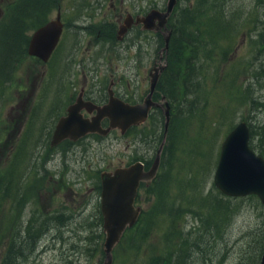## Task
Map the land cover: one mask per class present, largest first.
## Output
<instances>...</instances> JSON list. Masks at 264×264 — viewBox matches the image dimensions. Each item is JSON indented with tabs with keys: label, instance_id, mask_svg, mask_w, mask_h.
Returning a JSON list of instances; mask_svg holds the SVG:
<instances>
[{
	"label": "rangeland",
	"instance_id": "obj_1",
	"mask_svg": "<svg viewBox=\"0 0 264 264\" xmlns=\"http://www.w3.org/2000/svg\"><path fill=\"white\" fill-rule=\"evenodd\" d=\"M3 1L7 11L0 18V61L5 71H0V79L11 73L7 54L11 38L5 35L15 30L9 24L1 27L13 0ZM60 1L68 27L59 50L47 65L24 57L22 67L38 71H12L8 89L0 91V119L6 116L13 132L21 131L17 137L0 139V264L12 236L22 232L29 220L42 236L12 264H102L99 175L135 161L150 167L162 141L159 136L152 143L151 137L153 124L160 123L163 130L158 113L144 132L89 136L50 149L49 133L67 105L64 79H73L80 71H98L106 74L101 90L106 93L112 73L118 81L115 91L131 98L148 92L142 79H147L159 57L166 63L161 35L133 28L119 40L118 30L127 14L162 11L167 0ZM202 1L178 0L171 27L175 17L181 18L180 9ZM208 1L209 5H200L202 18L209 11H224L234 29L213 43V60L203 61L201 71H196L191 96L182 103L172 102L171 136L158 177L148 187L141 185L135 205L142 215L113 250L112 264H174L178 255L183 257L181 264H260L264 204L256 196L223 195L214 186L213 175L224 138L241 121L252 131L250 148L264 159V74L257 71L264 67L259 43L264 0ZM55 16L56 9L47 21ZM32 24L25 30L28 39L36 29ZM229 29L225 26L224 31ZM19 83L25 85L20 92L11 88ZM162 95L157 89L155 100ZM57 216H62L59 222L50 220Z\"/></svg>",
	"mask_w": 264,
	"mask_h": 264
},
{
	"label": "water",
	"instance_id": "obj_2",
	"mask_svg": "<svg viewBox=\"0 0 264 264\" xmlns=\"http://www.w3.org/2000/svg\"><path fill=\"white\" fill-rule=\"evenodd\" d=\"M178 0H167L164 11L151 9L145 16L133 18L128 15L119 26V40L127 33L132 24L141 25L143 31L160 33L164 47L161 52L167 54L171 31L168 20ZM63 24L60 14L36 29L30 36L27 53L47 63L56 48ZM155 62L149 72L148 94L142 103L131 105L113 96L109 91L108 102L96 106L91 102L84 103L78 98L60 118L51 134L50 147L54 148L65 140L77 142L88 135L108 136L112 131L124 135L129 129L144 124L150 111L157 108L164 119L163 139L156 151L152 165L145 170L141 162H134L125 167H117L112 171H103L100 179V213L102 232L104 234L102 264H112V252L120 243L126 230L133 228L141 214V208L135 206V200L141 184L148 186L156 177L161 154L166 144L170 124V105L165 96L159 102L153 101L160 76L166 64ZM88 114L95 113L91 118H84L82 110ZM107 121V127L102 124ZM250 131L245 121L239 122L226 135L221 147L218 162L213 175L214 186L225 196L231 198L256 196L264 204V159L250 148ZM264 264V248L260 260Z\"/></svg>",
	"mask_w": 264,
	"mask_h": 264
},
{
	"label": "trees",
	"instance_id": "obj_3",
	"mask_svg": "<svg viewBox=\"0 0 264 264\" xmlns=\"http://www.w3.org/2000/svg\"><path fill=\"white\" fill-rule=\"evenodd\" d=\"M209 2L210 1L208 0H204L200 3H193L191 6H186L185 8L180 9L182 10L181 18L177 20L175 17V22L171 27V20L179 10L177 4L172 16L169 19L168 27L171 31V37L169 40L168 51L165 55L166 68L164 70V75L159 80L156 88V91L158 89L163 93L162 96H165L171 107L170 124L166 137V143L167 138L169 139L171 136L170 126L173 116L172 102L178 101L182 103L191 96L189 86H191L190 82L194 81L196 78V71H201L203 61H208V59L209 61L213 60L212 53H214V51H211L213 43L218 44L219 39L226 35L227 32L234 29L233 20H230L229 16L224 11L219 10L224 16L228 17V19L222 14H217L216 12L213 13L212 11L207 12V16L202 18L201 15L203 13V9L200 5L206 6L209 5ZM59 4L60 0H13L10 2L8 6V15L5 19L7 22L5 21L1 26L3 27L4 25L9 24L11 28H15L14 31L5 35L6 39L8 35L11 38L10 43L8 44L9 47L12 49L17 48L15 50H19V48L23 47L22 52H24L28 43V37H26L25 30L29 28V23H33L34 25L32 24V26L34 28L42 26L47 22L50 12L57 9ZM198 5L199 9L196 11ZM225 26H229L230 29L224 31ZM6 39H3V42H5ZM259 43L262 49H264V29L259 34ZM12 51L14 50H9V52ZM221 52L226 55L228 51ZM257 71H262L264 74V67H261ZM192 91L195 92L194 90ZM158 113L161 112L158 110L153 111L145 126L141 127L137 131L144 132L143 129L146 128L149 121ZM133 130L134 129H131V132ZM163 132L164 125L163 130H161L160 123H155V125L153 124L151 126V137L153 138L152 143L154 140L156 141L159 136L163 139ZM250 133L252 134V131H250ZM92 136L99 137L97 135ZM149 144H151V140ZM195 145H199V141H196ZM157 177L158 175L155 180ZM1 197L2 196H0V209L1 203H3ZM216 209L217 214H220L221 208L217 206ZM141 215L142 213L140 216ZM61 218L62 216H57L50 218V220L59 222ZM131 229L126 230L125 233ZM37 236H42V233L38 228H33V224L31 220H29V224H27L22 232L15 233V235L12 236L9 244H7L5 257L1 264H12L14 263L15 256L20 257V254L24 253V251L28 249L32 250L36 244ZM182 261L183 257L178 255L174 264H181Z\"/></svg>",
	"mask_w": 264,
	"mask_h": 264
},
{
	"label": "flooded vegetation",
	"instance_id": "obj_4",
	"mask_svg": "<svg viewBox=\"0 0 264 264\" xmlns=\"http://www.w3.org/2000/svg\"><path fill=\"white\" fill-rule=\"evenodd\" d=\"M113 1V0H112ZM2 2H4L3 0H0V18L4 15V17L6 16V11H7V9L4 7V6H2ZM61 4H62V1H60V4H59V6L57 7V9H56V16H57V13H59L60 14V19H61V22H62V24H63V29H62V34H61V37H60V40H59V42H58V44H57V46H56V48L54 49V51L52 52V54H51V56H50V58H49V60H48V62L47 63H43V62H41L38 58H36V57H31V56H29L28 55V53H27V47H28V43H27V46H26V50L24 51V52H22V50H23V47L22 48H19V50H15V49H17V48H15V49H12V50H14V51H12V52H8L7 54L10 56V60H11V63H10V69H9V71H11V73H10V75L9 76H6V77H4V78H1L0 79V86H1V90L0 91H2V93L1 94H4V91H6V89H8V85H9V82H11L12 80V78L14 77V75H13V73H12V71H38V67H26V68H24V67H22V59L25 57V58H28V59H30L31 60V63H34V64H36V65H39V64H41V63H43L44 65H47L49 62H50V60L55 56V54L57 53V51L59 50V47H60V44H61V40H62V38H63V35H64V33L66 32V27H68V24L66 25V22L63 20V11H62V9H61ZM5 5H7V4H5ZM7 7V6H6ZM151 10V9H150ZM149 10V11H150ZM164 10V9H163ZM148 11V12H149ZM70 12V11H69ZM147 14V12H146V10H141V11H136L135 12V14L134 15H132V14H127V16L128 15H131L133 18H136V17H143V16H145ZM56 16H55V18H56ZM126 16V17H127ZM125 20V19H124ZM6 21V20H5ZM4 21V22H5ZM50 20H48L47 22H49ZM3 22V23H4ZM7 22V21H6ZM46 22V23H47ZM124 22V21H123ZM123 22H122V24H123ZM45 24V23H44ZM43 24V25H44ZM121 24V25H122ZM90 25H92V23H90ZM120 25V26H121ZM76 25H74V27H75ZM83 27H85V26H83ZM39 28V27H38ZM38 28H36V29H38ZM133 28H136V29H138L141 33H145V32H148V31H143L142 30V28H141V25H135V24H132L131 25V27L128 29V31H127V33L120 39V40H122L130 31H132L133 30ZM35 29V30H36ZM34 30V31H35ZM30 39V38H29ZM29 39H28V42H29ZM24 49H25V47H24ZM3 63V62H2ZM1 63V61H0V71H5V66H3V64ZM5 64V63H4ZM8 65V64H7ZM150 72V71H149ZM149 72H148V77H147V79L146 78H143L142 79V85H144L145 83L147 84L148 83V88H149ZM76 75H78V76H81V79H79L78 77H76ZM103 75H106V74H102V73H100V72H98V71H80L79 73H77V74H74V78L73 79H69V78H66V79H64L63 80V83H62V86H63V88H64V90H63V97H64V104L66 105V107H64L63 109H62V111L59 113V116H58V118H57V120H56V122H55V124H54V126H53V128H52V130H51V132L49 133V141H50V137H51V134H52V132H53V129H54V127H55V125H56V123H57V121L60 119V118H62V117H64L65 115H66V110H67V108L70 106V105H72V104H74L75 103V101L78 99V98H80V100H82L84 103H87V102H91V103H93L94 105H96V106H102V105H104L105 103H107L108 102V99H109V91L111 90L112 92H113V96L114 97H116V98H118V99H120V100H122V101H124V102H126V103H129V104H131V105H135V104H139V103H142V101H143V99L145 98V96H147V94H148V92L146 93V94H143V95H139V96H133V97H127V96H121V94H120V92L119 91H115V88H116V85H117V83H118V81H116L115 79H114V77H113V74L111 73V74H109V76H108V78H109V82H108V86H107V88H106V93H104V92H101V90H103L104 89V87H105V80L106 79H104L103 78ZM164 75V71H163V73L161 74V76H160V79L162 78V76ZM35 85V84H34ZM34 85H33V87H34ZM55 85V84H54ZM25 85L24 84H22V83H19V84H17V85H15V86H11V88L13 87V88H17L16 89V91L17 92H20L21 91V89L24 87ZM71 88L72 87V90L71 89H67V88ZM153 101H155V102H159V101H156L155 100V94L153 95ZM155 110H158V111H160L159 109H157V108H153L151 111H150V113H149V115H148V118H147V120H146V122L144 123V124H142L141 126H138V127H133V128H131V129H134L133 131H136V130H138V129H140L141 127H143V126H145V124L147 123V121L149 120V117H150V115L152 114V112L153 111H155ZM22 111V113H23V109H21L20 108V112ZM161 112V111H160ZM22 113H21V115H22ZM94 114L95 113H92V114H88L87 113V111L86 110H82L81 111V115L84 117V118H91L92 116H94ZM21 115H20V118H21ZM170 115H171V107H170ZM7 118H6V116H5V118L3 119V120H1L0 119V139L1 140H5V139H7L9 136H12L13 137V135L15 134V137H17L19 134H20V132L18 133V132H16V133H14L13 132V128H14V126H12V124L8 121V120H6ZM18 119V118H17ZM16 124H19L18 122H15V124L14 125H16ZM21 124H22V128H23V125H24V122L22 121L21 122ZM107 124H108V122L107 121H104L103 122V124H102V126L105 128V127H107ZM131 129H129L124 135H128L129 133H131ZM22 130V129H21ZM111 133H119V135H121L120 134V132L119 131H112ZM110 133V134H111ZM109 134V135H110ZM108 135V136H109ZM124 135H121V136H124ZM89 137V136H88ZM64 142H70V141H64ZM64 142H62L61 144H63ZM72 143V142H71ZM60 144V145H61ZM60 145H58V146H60ZM57 146V147H58ZM49 147H50V144H49ZM54 148H56V147H54ZM50 149H53V148H51L50 147ZM136 162V161H135ZM143 165H144V167H145V169H148V168H146V165H145V163L143 162Z\"/></svg>",
	"mask_w": 264,
	"mask_h": 264
}]
</instances>
